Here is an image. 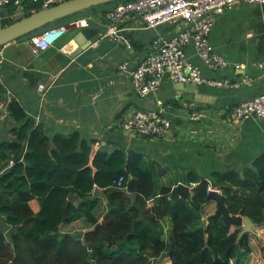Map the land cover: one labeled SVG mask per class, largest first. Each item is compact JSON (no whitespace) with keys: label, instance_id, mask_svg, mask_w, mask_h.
<instances>
[{"label":"crops","instance_id":"0c3cea01","mask_svg":"<svg viewBox=\"0 0 264 264\" xmlns=\"http://www.w3.org/2000/svg\"><path fill=\"white\" fill-rule=\"evenodd\" d=\"M45 1L14 0L11 13L7 7L0 10V28L10 19L44 9ZM113 7L96 12L88 9L57 21L66 23V34L36 56L27 44L30 38L22 37L0 48V144L14 139L17 123L8 116V105L16 100L48 138L76 133L80 140L92 141L90 160L97 152L108 155L117 149L134 150L145 166L154 167L157 174L164 172L158 177V188L170 186L172 190L184 185L192 193L190 182L185 181L187 174L192 172L210 181L213 172H242L264 153V118L248 117L234 125L226 121L233 107L264 93V5L242 4L215 20L209 41L214 52L230 63L229 67L210 71L197 58L192 44L185 49L187 60L199 67L204 78L227 79L230 85H185L166 78L156 92L145 96L135 92L129 70L152 52L157 37L171 39L186 26L177 21L145 29L139 18L129 17L118 26L126 42L119 43L103 37L108 22L98 13ZM73 22L84 24L74 27ZM85 27L97 35L85 43L90 44L88 47L78 51L75 36ZM125 63L127 68H120ZM40 84L44 86L42 93L37 91ZM159 111L172 124L164 139L141 137L122 128L133 113ZM192 114L199 115L200 120L192 121ZM182 125L189 128L181 130ZM90 196L97 201L93 211L100 221L107 211L106 194L94 187ZM70 202L76 206L78 200L74 196ZM153 203L154 199L148 200L147 206ZM28 205L34 214L39 211L36 199ZM214 210L213 202L205 203L201 220L206 222ZM64 217L59 226L62 234L78 235L92 228L85 218L65 223ZM160 224L163 235L168 236L169 218ZM234 230L231 227L229 232ZM254 230L258 239L249 235L252 251L242 257L240 264L247 257L250 262L256 243L262 241L264 246V224L255 225ZM166 259L164 256L154 262ZM229 264H235L234 259Z\"/></svg>","mask_w":264,"mask_h":264},{"label":"trees","instance_id":"16d2710c","mask_svg":"<svg viewBox=\"0 0 264 264\" xmlns=\"http://www.w3.org/2000/svg\"><path fill=\"white\" fill-rule=\"evenodd\" d=\"M58 25L34 32L39 35ZM8 116L17 126L14 139L0 144V264H150L164 256L170 264H229L232 259L240 264L252 251L250 234L238 239L240 228L229 232L220 218L203 222L201 214L210 182L225 197L230 215L262 226L264 153L242 172H213L210 181L187 174L185 181L197 185L192 195L186 186H177L186 203H174L171 187L157 185L164 172L145 166L134 150L97 152L90 160L92 141L80 140L76 133L48 138L18 101L9 103ZM119 177L125 189L112 187ZM94 187L103 190L108 201L100 221L93 211L97 201L90 196ZM74 196L76 206L70 202ZM32 199L39 203L35 214L28 205ZM151 199L154 203L148 207ZM64 215L65 223L85 218L91 230L62 234ZM164 218L170 220L168 236L160 226Z\"/></svg>","mask_w":264,"mask_h":264},{"label":"built area","instance_id":"2783aa9c","mask_svg":"<svg viewBox=\"0 0 264 264\" xmlns=\"http://www.w3.org/2000/svg\"><path fill=\"white\" fill-rule=\"evenodd\" d=\"M11 0H0V10L6 8ZM55 4V0H46L45 8ZM242 4L264 5V0H127L118 3L103 17L108 22L103 37L123 42L118 27L129 17L139 18L145 29H155L171 22H181L186 29L171 39L157 37L152 52L141 60L135 68L129 70L131 83L138 95L145 96L156 92L164 79L185 85H204L208 87H224L230 85L227 79L204 78L197 65L187 60L185 49L192 44L197 58L210 71H218L230 66V63L217 55L209 41L210 31L215 20L226 12ZM84 23L73 22L72 25L82 26ZM66 25H58L46 29L41 34L31 37L27 44L33 55H38L52 47L67 32ZM127 68V63L120 66ZM44 86L38 85L37 91L42 93ZM42 96V94H41ZM163 111L151 113H133L122 123L123 130L145 138L164 139L167 137L171 122L162 116ZM264 118V93L250 100L240 102L226 115L228 124L234 125L245 118ZM192 121H199L200 116L192 114ZM123 178L113 181L112 187L125 189ZM196 182L189 183L195 188ZM207 194L211 191L220 192L208 182ZM150 260V264H160ZM169 263L168 259H166Z\"/></svg>","mask_w":264,"mask_h":264},{"label":"water","instance_id":"95a60500","mask_svg":"<svg viewBox=\"0 0 264 264\" xmlns=\"http://www.w3.org/2000/svg\"><path fill=\"white\" fill-rule=\"evenodd\" d=\"M114 1L118 0H65L48 8L41 9L27 17L1 27L0 47L68 16ZM96 35L97 32H93L89 27L82 28L75 36V41L78 43L79 47L78 51L82 48L88 47L90 44L85 43H90ZM199 179L201 180L203 177L201 176ZM169 199L174 203H185L184 200L179 198L177 188H172L169 194ZM209 202L215 204V210L213 214L209 216V221L220 218L227 230H230L231 227L241 228L238 239L246 234L257 236V233L254 230L255 224L249 218L233 216L228 213L225 206V197L220 192H209L206 195L205 203ZM65 219L66 218L64 217L63 220ZM87 261H89V257L87 258Z\"/></svg>","mask_w":264,"mask_h":264},{"label":"rangeland","instance_id":"374dc122","mask_svg":"<svg viewBox=\"0 0 264 264\" xmlns=\"http://www.w3.org/2000/svg\"><path fill=\"white\" fill-rule=\"evenodd\" d=\"M123 1H127V0H122L119 3L123 2ZM57 3H60V1L58 0L55 4H57ZM112 3H114V2H110V3H107V4L99 5V6H96V7L97 8L98 7L99 8H103L105 6H109L108 4H112ZM55 4H53V5H55ZM89 10H92V9H89ZM92 11H94V10H92ZM11 12H12V9H10V13ZM9 21L10 22H14L13 19H10ZM65 25H66V23H65ZM37 33H39V32L31 33V34H29V36L27 35V38L26 39H29L30 37H33V35H36ZM188 128H189L188 126H184V125L180 126V129L181 130L188 129ZM252 238L255 239V240L258 239L255 236H252ZM248 258L249 257H247L245 260H243V263L242 264H245V263L246 264H262L263 263V261H264V252H263V243H262V241H259L258 243H256V247L253 250L252 256L250 257V262H247ZM234 263H236V259H234ZM160 264H165V262H160Z\"/></svg>","mask_w":264,"mask_h":264},{"label":"clouds","instance_id":"9594fccd","mask_svg":"<svg viewBox=\"0 0 264 264\" xmlns=\"http://www.w3.org/2000/svg\"><path fill=\"white\" fill-rule=\"evenodd\" d=\"M170 263V262H169Z\"/></svg>","mask_w":264,"mask_h":264}]
</instances>
